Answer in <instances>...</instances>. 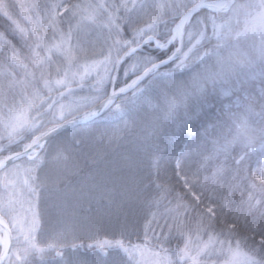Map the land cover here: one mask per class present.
I'll list each match as a JSON object with an SVG mask.
<instances>
[{"label":"snow or ice","instance_id":"snow-or-ice-1","mask_svg":"<svg viewBox=\"0 0 264 264\" xmlns=\"http://www.w3.org/2000/svg\"><path fill=\"white\" fill-rule=\"evenodd\" d=\"M0 17V264H264V0H0ZM184 72L143 119L86 126Z\"/></svg>","mask_w":264,"mask_h":264},{"label":"trees","instance_id":"trees-1","mask_svg":"<svg viewBox=\"0 0 264 264\" xmlns=\"http://www.w3.org/2000/svg\"><path fill=\"white\" fill-rule=\"evenodd\" d=\"M7 21L0 17V31L4 30L6 27ZM142 52L145 54H151L156 56L157 58H163L165 53L161 52L160 50L155 49L151 46H144ZM189 76L188 72L184 73H172L170 75H163L158 74L155 76H151L146 78L143 81L144 91L139 95V97L128 104L127 112L124 116H109L108 114H103L97 120L87 124L86 126H90L93 128H105L113 126L121 121L123 118H135V119H143L145 116V101L149 98H158L161 92L169 87V85L175 80H184L187 79ZM215 113V106L214 102L212 106L207 107L204 112L201 113L200 117L189 121L181 130L176 133L175 140L170 143L167 147L166 154L170 156H174L183 147L184 142L192 136L194 133L198 132L202 126V124L209 118H211ZM84 126H80L77 128L72 129L71 131L67 132L68 135H80L84 129ZM131 146V145H129ZM84 171H88V167L84 168ZM54 219V217H53ZM82 227L87 229L86 225L82 224ZM110 239V236H101L98 239ZM87 243H95L94 241H86ZM174 242V241H173ZM118 251V250H113ZM82 255L88 257L91 261H96L97 258H100V253L96 251H88L82 252Z\"/></svg>","mask_w":264,"mask_h":264},{"label":"water","instance_id":"water-1","mask_svg":"<svg viewBox=\"0 0 264 264\" xmlns=\"http://www.w3.org/2000/svg\"><path fill=\"white\" fill-rule=\"evenodd\" d=\"M102 115H103V114H102ZM102 115H101V116H102ZM101 116L95 118L93 121L97 120V119L100 118ZM93 121L88 122V124L91 123V122H93ZM79 126H84V125H76V126H73L72 128L68 129L67 131H70V130H72L73 128H76V127H79Z\"/></svg>","mask_w":264,"mask_h":264},{"label":"rangeland","instance_id":"rangeland-1","mask_svg":"<svg viewBox=\"0 0 264 264\" xmlns=\"http://www.w3.org/2000/svg\"><path fill=\"white\" fill-rule=\"evenodd\" d=\"M126 29H127V26H125ZM126 34H127V31H126ZM124 80V76H123V72H121V76H120V81L123 82ZM175 245V241L173 242V246Z\"/></svg>","mask_w":264,"mask_h":264}]
</instances>
